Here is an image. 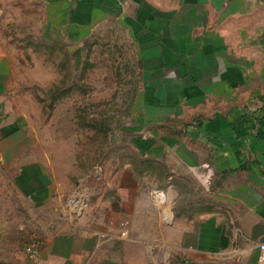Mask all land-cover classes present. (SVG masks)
I'll list each match as a JSON object with an SVG mask.
<instances>
[{
    "label": "crops",
    "instance_id": "0c3cea01",
    "mask_svg": "<svg viewBox=\"0 0 264 264\" xmlns=\"http://www.w3.org/2000/svg\"><path fill=\"white\" fill-rule=\"evenodd\" d=\"M105 24L135 52L138 115L75 180L51 134L38 149L42 108L20 106V39ZM0 170V264H30L34 240L40 264H259L264 0H0Z\"/></svg>",
    "mask_w": 264,
    "mask_h": 264
},
{
    "label": "rangeland",
    "instance_id": "374dc122",
    "mask_svg": "<svg viewBox=\"0 0 264 264\" xmlns=\"http://www.w3.org/2000/svg\"><path fill=\"white\" fill-rule=\"evenodd\" d=\"M102 26L82 42L53 40L49 47L38 35L36 39L22 35L24 41L20 39L24 42L19 51L20 106L32 111L42 108L36 117V130L31 131L41 140L38 149L44 151V138L51 134L56 140L54 153L73 161L75 180L91 176L95 165L123 150L110 144L131 138L132 132L124 129L134 124L138 115L135 107L141 84L135 52L124 50L129 45L122 32L111 33L107 24ZM33 42L49 50H24L25 46L34 47ZM114 42L121 44L120 50L114 49ZM155 192L159 191L153 192L154 203ZM11 215L9 223L17 226L18 220Z\"/></svg>",
    "mask_w": 264,
    "mask_h": 264
},
{
    "label": "built area",
    "instance_id": "2783aa9c",
    "mask_svg": "<svg viewBox=\"0 0 264 264\" xmlns=\"http://www.w3.org/2000/svg\"><path fill=\"white\" fill-rule=\"evenodd\" d=\"M72 205H78V201L74 200ZM25 252L30 264H40L39 257L41 252V243L39 241L34 240L28 243L25 247ZM258 263L264 264V243H261L258 246Z\"/></svg>",
    "mask_w": 264,
    "mask_h": 264
},
{
    "label": "water",
    "instance_id": "95a60500",
    "mask_svg": "<svg viewBox=\"0 0 264 264\" xmlns=\"http://www.w3.org/2000/svg\"><path fill=\"white\" fill-rule=\"evenodd\" d=\"M77 209V208H76Z\"/></svg>",
    "mask_w": 264,
    "mask_h": 264
}]
</instances>
